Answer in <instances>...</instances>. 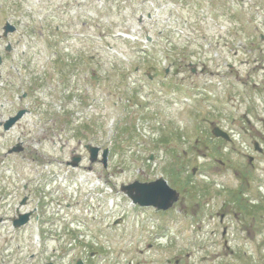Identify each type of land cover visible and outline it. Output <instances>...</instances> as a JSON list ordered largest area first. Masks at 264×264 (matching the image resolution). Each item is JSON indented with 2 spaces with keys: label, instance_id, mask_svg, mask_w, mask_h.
<instances>
[{
  "label": "rangeland",
  "instance_id": "374dc122",
  "mask_svg": "<svg viewBox=\"0 0 264 264\" xmlns=\"http://www.w3.org/2000/svg\"><path fill=\"white\" fill-rule=\"evenodd\" d=\"M185 1L0 0V121L30 110L0 128V264H264V155L250 167L240 127L264 118L250 48L262 47L264 0L207 25L192 10L205 4ZM172 61L197 73L171 83ZM18 138L26 151L6 154ZM87 142L108 149L105 166ZM159 176L179 192L168 211L121 190ZM16 208L32 211L19 229Z\"/></svg>",
  "mask_w": 264,
  "mask_h": 264
},
{
  "label": "water",
  "instance_id": "95a60500",
  "mask_svg": "<svg viewBox=\"0 0 264 264\" xmlns=\"http://www.w3.org/2000/svg\"><path fill=\"white\" fill-rule=\"evenodd\" d=\"M14 27L9 25L8 23L5 26L4 35L7 32L13 31ZM24 113V110H20L15 116L9 117L3 124V129L8 130L12 127V125L19 120ZM213 133L215 136H222L224 138H228L226 133L221 131L219 128L215 127L213 129ZM86 148L90 152V160L93 161L96 157V153L98 151L97 147H92L91 145H86ZM18 148H13L9 150V152H17ZM107 155V149H104L102 153L103 160L105 161ZM79 161V157H74L72 165H76ZM121 189L126 193V195L133 201V203H137L142 206H154L156 209L165 210L177 201L178 199V192L171 188L167 182L162 178L159 177L154 181L151 182H139L134 181L128 185H123ZM22 204L25 203V198H23ZM29 213H25L20 216L19 220L14 221V226L19 227L22 224H25L28 220ZM76 264H82L81 261H78Z\"/></svg>",
  "mask_w": 264,
  "mask_h": 264
},
{
  "label": "flooded vegetation",
  "instance_id": "af4514ba",
  "mask_svg": "<svg viewBox=\"0 0 264 264\" xmlns=\"http://www.w3.org/2000/svg\"><path fill=\"white\" fill-rule=\"evenodd\" d=\"M183 1V0H182ZM185 1V0H184ZM191 2H194V3H197V4H207V6H208V10H210V12L212 13V14H214V12H219V11H221V4L222 3H224V4H235V3H237V2H243V0H190ZM185 3H187V1H185ZM230 13L231 14H234V12H232V11H230ZM259 35H260V41L262 42V44H263V47H264V37L259 33ZM259 53L261 54V53H264V49H259ZM0 59H1V57H0ZM173 67H172V70H171V74H170V78H173V77H175L176 76V74H178V73H180L181 72V69H183V70H188V71H191L192 69H195L194 70V73H197V70H196V66H191V65H193V64H176L175 65V63H172L171 64ZM195 65V64H194ZM201 71H203L202 69H201ZM169 73V72H168ZM24 93V94H23ZM30 96V94L28 93V91H23L22 92V94L21 95H19V97H18V100L19 101H22V100H24V99H26V98H28ZM28 107H29V104L27 105ZM27 107V108H28ZM19 108H16L13 112H12V114H14L17 110H18ZM28 112L30 113V110H29V108H28ZM260 122H261V124L260 125H255V124H253V123H248L247 124V127H249L248 128V130H244V132L246 133V132H251V137H254L253 139H251L250 140V146H249V148L251 149L250 150V155H248V160H249V162H250V167L251 168H255L256 167V165H255V163H256V161H257V159L261 156V155H264V133H263V128L261 129L260 127H262V124H263V119H258ZM1 122L2 121H0V124H1ZM19 123H17V125H18ZM1 126V125H0ZM1 128V127H0ZM20 138H18L17 139V142H20L21 143V145H19V147L21 148L20 149V152L21 153H24L26 150L24 149V145H23V141H21V140H19ZM38 142H39V140H38ZM14 145H15V143H14ZM63 148H64V145H61L60 146V150L62 151L63 150ZM74 153H75V151L73 150V151H71V155L73 156L74 155ZM6 154H8V153H6ZM38 154V153H37ZM39 159H37V161H38ZM98 162V161H97ZM252 171V170H251ZM251 174V176H253L252 175V172L250 173ZM264 183V182H263ZM263 183L261 182V187H262V185H263ZM256 185H258L259 187H260V184H256ZM263 195H264V193H263ZM1 195H0V200H1ZM262 199H264V197L262 198ZM254 200V199H253ZM254 204V203H253ZM256 204V203H255ZM251 206V208H254V205H250ZM15 211H17L16 209H15ZM18 213H19V211H17ZM17 213V214H18ZM15 217H12V219H11V221H13V219H14ZM3 220L0 218V222H2ZM10 221V222H11ZM4 222V221H3Z\"/></svg>",
  "mask_w": 264,
  "mask_h": 264
}]
</instances>
